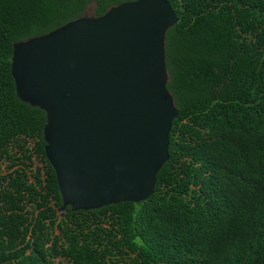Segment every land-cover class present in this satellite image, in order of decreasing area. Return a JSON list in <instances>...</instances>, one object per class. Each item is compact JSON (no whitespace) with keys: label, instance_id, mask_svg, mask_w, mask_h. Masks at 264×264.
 <instances>
[{"label":"trees","instance_id":"trees-1","mask_svg":"<svg viewBox=\"0 0 264 264\" xmlns=\"http://www.w3.org/2000/svg\"><path fill=\"white\" fill-rule=\"evenodd\" d=\"M124 1L0 0V264H264V0H167L178 116L154 193L60 209L45 113L16 94L13 43Z\"/></svg>","mask_w":264,"mask_h":264},{"label":"water","instance_id":"water-1","mask_svg":"<svg viewBox=\"0 0 264 264\" xmlns=\"http://www.w3.org/2000/svg\"><path fill=\"white\" fill-rule=\"evenodd\" d=\"M167 0H128L13 43L17 96L45 113L44 152L64 209L154 193L178 110L167 89Z\"/></svg>","mask_w":264,"mask_h":264},{"label":"rangeland","instance_id":"rangeland-1","mask_svg":"<svg viewBox=\"0 0 264 264\" xmlns=\"http://www.w3.org/2000/svg\"><path fill=\"white\" fill-rule=\"evenodd\" d=\"M92 8H93V5H89L87 8H86V11H85V14L89 15V14H92ZM5 163H2L1 164V168H5ZM3 170V169H2ZM56 262L58 261V259L55 260Z\"/></svg>","mask_w":264,"mask_h":264}]
</instances>
